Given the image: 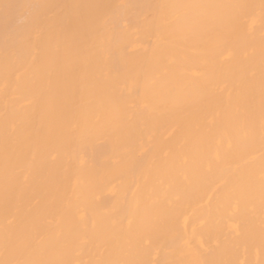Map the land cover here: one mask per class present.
Here are the masks:
<instances>
[{
	"label": "bare ground",
	"instance_id": "1",
	"mask_svg": "<svg viewBox=\"0 0 264 264\" xmlns=\"http://www.w3.org/2000/svg\"><path fill=\"white\" fill-rule=\"evenodd\" d=\"M0 264H264V0H0Z\"/></svg>",
	"mask_w": 264,
	"mask_h": 264
}]
</instances>
